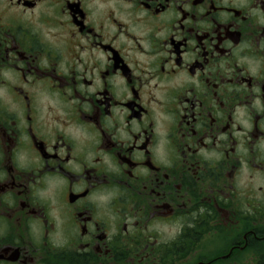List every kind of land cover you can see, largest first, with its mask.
<instances>
[{
  "label": "flooded vegetation",
  "instance_id": "obj_1",
  "mask_svg": "<svg viewBox=\"0 0 264 264\" xmlns=\"http://www.w3.org/2000/svg\"><path fill=\"white\" fill-rule=\"evenodd\" d=\"M0 264H264V0H0Z\"/></svg>",
  "mask_w": 264,
  "mask_h": 264
}]
</instances>
